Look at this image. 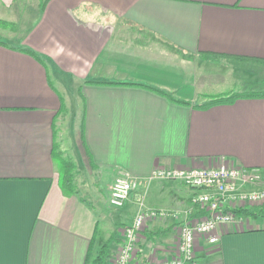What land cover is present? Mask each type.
<instances>
[{"label": "crops", "instance_id": "0c3cea01", "mask_svg": "<svg viewBox=\"0 0 264 264\" xmlns=\"http://www.w3.org/2000/svg\"><path fill=\"white\" fill-rule=\"evenodd\" d=\"M44 1L0 0V264H87L105 244L112 264L140 194L167 215L146 224L138 258L172 259L178 228L206 211L181 182L149 180L155 169L264 168V96L199 106L264 92V0ZM67 87L82 103L74 148ZM58 153L84 169L75 193ZM98 174L112 176L108 194L117 176L135 180L124 206L103 204ZM260 207L222 225L219 243L200 239L196 263L264 264Z\"/></svg>", "mask_w": 264, "mask_h": 264}, {"label": "built area", "instance_id": "2783aa9c", "mask_svg": "<svg viewBox=\"0 0 264 264\" xmlns=\"http://www.w3.org/2000/svg\"><path fill=\"white\" fill-rule=\"evenodd\" d=\"M149 180H175L194 194L192 201L206 211L195 223H184L178 228L176 256L172 259L142 261L138 258V245L142 230L148 222L167 215L164 210L147 209L143 195H137L140 211L134 222L125 227L122 246L112 264H197V244L200 239L209 244L220 241L219 228L234 222L240 212L264 205V168H246L227 160L214 165L195 168H157ZM136 188L128 175L117 176L110 188L109 204L120 208L125 205Z\"/></svg>", "mask_w": 264, "mask_h": 264}, {"label": "trees", "instance_id": "16d2710c", "mask_svg": "<svg viewBox=\"0 0 264 264\" xmlns=\"http://www.w3.org/2000/svg\"><path fill=\"white\" fill-rule=\"evenodd\" d=\"M47 1L48 0L44 1L43 6L46 4ZM0 43L5 44L3 42H0ZM22 50L25 51L26 53L32 55L33 57L37 58L38 60L43 61L41 59V57L36 52H34L30 49H22ZM133 85L142 86V87L154 90L155 92H157L161 95L167 96L174 101L181 102L184 104H189V102H187L185 100H179V99L171 97L167 92H165L164 90H161L159 88H155V87L150 86V85L139 84V83H135ZM242 96H245V97L264 96V92L236 94V95H232L230 97L214 98L209 103L204 104V105H199V106L203 107V108H207V107L217 105V104L232 103L238 97H242ZM58 158H59V162H60V166H61V174H62L61 184H62L63 191L67 194L77 192V189L75 186V173H74L75 166H74V164L71 161L63 158L60 153H58ZM239 212L243 213V214H249L252 217L258 215V214H255L253 212H249L248 210L247 211L246 210L245 211H239ZM259 213L264 217V209H262L261 212H259ZM107 247H108V245L105 244L96 256L92 255V250H91L87 264H106Z\"/></svg>", "mask_w": 264, "mask_h": 264}, {"label": "rangeland", "instance_id": "374dc122", "mask_svg": "<svg viewBox=\"0 0 264 264\" xmlns=\"http://www.w3.org/2000/svg\"><path fill=\"white\" fill-rule=\"evenodd\" d=\"M0 28H1V26H0ZM10 29L11 28L8 27L7 30H10ZM0 39H3V40L5 39L7 41L8 37L3 32H0ZM53 81H54V79H53ZM54 83L56 85H59L56 81H54ZM67 88H68V91L69 92L64 90L65 93H63V94L66 97V105L69 106L71 113L69 112V114H66L67 111L66 112L63 111V113L61 114V116H64L66 114L67 115V118H70L71 119V129H69V131H68L67 143H68L69 146H73L74 145L75 137L77 139L80 136V134H81V125H80V122H81L82 103L80 102V97H79L78 92H76V91L74 92L73 90H71V87L70 88L67 87ZM68 95H71L70 98H68ZM73 148H74V146H73ZM72 155H75L74 152L72 153ZM73 157H75V156H72V159H73ZM72 159H68L67 158V160H69V161H71ZM71 162L75 166L74 173H75V186H76V189L77 188H79V189L80 188H83L81 182H83L84 179H85L84 169L80 165H75V163L73 162V160ZM99 174H98V177H97V178H99V179H97V181H98V187L103 190V199H104L103 200V204H105L104 201L110 195V193L108 194V191L106 189L107 188L106 185H107V182L111 179L112 176L111 175H108L107 178H105V177H103V176H101ZM112 183H111V185H112ZM260 208L264 209V205L261 206Z\"/></svg>", "mask_w": 264, "mask_h": 264}, {"label": "clouds", "instance_id": "9594fccd", "mask_svg": "<svg viewBox=\"0 0 264 264\" xmlns=\"http://www.w3.org/2000/svg\"><path fill=\"white\" fill-rule=\"evenodd\" d=\"M99 11H101V10L98 9L97 12H96L95 14H93V15H94V16H95V15H98V14H99ZM77 12H79V10H77ZM113 19H114V17H113Z\"/></svg>", "mask_w": 264, "mask_h": 264}]
</instances>
